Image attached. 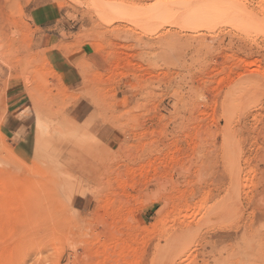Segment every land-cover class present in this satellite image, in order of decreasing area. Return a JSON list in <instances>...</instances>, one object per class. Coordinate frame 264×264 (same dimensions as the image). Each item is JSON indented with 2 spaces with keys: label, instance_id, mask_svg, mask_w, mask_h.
I'll return each mask as SVG.
<instances>
[{
  "label": "rangeland",
  "instance_id": "rangeland-1",
  "mask_svg": "<svg viewBox=\"0 0 264 264\" xmlns=\"http://www.w3.org/2000/svg\"><path fill=\"white\" fill-rule=\"evenodd\" d=\"M263 191L264 0H0V264H264Z\"/></svg>",
  "mask_w": 264,
  "mask_h": 264
},
{
  "label": "bare ground",
  "instance_id": "bare-ground-1",
  "mask_svg": "<svg viewBox=\"0 0 264 264\" xmlns=\"http://www.w3.org/2000/svg\"><path fill=\"white\" fill-rule=\"evenodd\" d=\"M255 1H256V2H261L262 0H255ZM158 10H159V9H158ZM137 11H138V10H137ZM144 44H146V43H144ZM22 71H23V70H22ZM19 73H20V71H19ZM22 73H23V72H22ZM20 75H21V73H20ZM17 76H18V75H17ZM239 88H240L239 86H235V91H236V92H241V90H240ZM28 90H29V91H28V94H27V93H26V94H27L28 96H30V98L32 99V101H34L36 97L38 98L39 95L36 96V94H35L36 97L34 98V95L32 94L31 89L28 88ZM235 96H236V95H235ZM35 101H36V100H35ZM31 103H32V102H31ZM33 103H34V102H33ZM101 103H102V102H101ZM230 103H231L230 105H232V104L237 103V101H236V100H231ZM39 106H41V105H39ZM37 108H38V109H41L42 107L39 108L38 105H37ZM47 108H48V107H47ZM47 108H46V109H47ZM50 108H51V107H50ZM50 108H48L47 111H49ZM46 109H45V110H46ZM84 117H85V116H84ZM84 117H83V118H84ZM94 118H95V117H94ZM54 142H56V140H54ZM56 143H57V142H56ZM80 143H81V142H80ZM83 143H84V142L82 141V144H83ZM86 143H87V142H86ZM87 144H89V143H87ZM57 145H58V144H57ZM79 145H80V144H79ZM84 145H85V143H84ZM77 147H78V146H77ZM89 147H90V146H89ZM85 148H87V147H85ZM90 149H91V148H90ZM81 150H82V148H81ZM81 150H80V151H81ZM80 151H79V152H80ZM87 151H88V150H87ZM74 152H75V151H74ZM77 152H78V151H77ZM81 152H82V151H81ZM91 152H92V151H91ZM70 153H72V152H70ZM78 154H79V153H78ZM81 154H82V153H81ZM81 154H80V155H81ZM83 155H84V153H83ZM91 155H92V154H91ZM81 156H82V155H81ZM86 157H87V156H86ZM90 157H91V156H90ZM90 157H87V158H90ZM79 160H80V159H79ZM87 160H88V159H87ZM83 163H85V162H83ZM82 169H83V168H82ZM85 172H86V171H85ZM230 172H231V176H232V177H235V176L238 175V170H237L236 166H231V167H230ZM83 174H84V173H83ZM84 176H85V175H84ZM236 180H237V179H236ZM41 193H43V192H41ZM41 196H42V195H41ZM263 197H264V191H263Z\"/></svg>",
  "mask_w": 264,
  "mask_h": 264
},
{
  "label": "crops",
  "instance_id": "crops-1",
  "mask_svg": "<svg viewBox=\"0 0 264 264\" xmlns=\"http://www.w3.org/2000/svg\"><path fill=\"white\" fill-rule=\"evenodd\" d=\"M50 60L52 62L51 65L56 68V71L64 74L65 77H67L69 70L65 67V60L63 59V55L59 54L58 52H54L51 54Z\"/></svg>",
  "mask_w": 264,
  "mask_h": 264
}]
</instances>
